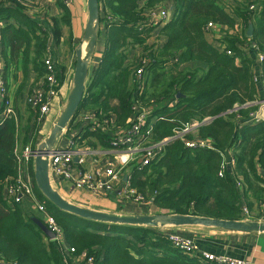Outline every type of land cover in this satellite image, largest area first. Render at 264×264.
I'll list each match as a JSON object with an SVG mask.
<instances>
[{"label":"trees","instance_id":"1","mask_svg":"<svg viewBox=\"0 0 264 264\" xmlns=\"http://www.w3.org/2000/svg\"><path fill=\"white\" fill-rule=\"evenodd\" d=\"M34 1L0 0L3 55L7 59L10 48L13 62L22 54L18 62L23 66L24 85L30 64L37 78L45 76L48 39L51 34L58 38L59 25L69 26L71 20L62 0L60 18L45 15L37 20L30 7ZM100 4L105 47L90 71L81 106V112L93 120L77 121L74 126L82 132L80 143L108 150L116 133L129 126L137 103L152 108V116L158 118L153 133L157 142L200 120L198 135L210 140L216 151L190 150L180 140L169 141L146 168H127L131 187L163 214L243 220V205L249 210L256 206L251 199L259 207L264 204V122L251 123L264 99V59L259 85L255 61L246 53L253 46L264 58V0H232L228 5L233 18L220 0H100ZM167 6H173L170 20L164 25L153 23L152 13ZM252 6L257 9L251 10ZM209 24L233 31L220 41L222 48L208 42ZM249 26H253L251 37L247 36ZM145 60V86L140 92L135 77ZM10 67L6 62V68ZM27 108L30 116L21 149L35 148L39 129L37 112ZM21 134L19 119H8L0 126L1 264H65L33 216L5 198L6 186L18 175L15 149ZM229 150L234 151L236 167L232 174L220 177V152ZM239 179L243 192L237 187ZM34 188L75 256L86 253L94 264H203L174 249L159 229L84 220L50 204L35 179Z\"/></svg>","mask_w":264,"mask_h":264},{"label":"built area","instance_id":"2","mask_svg":"<svg viewBox=\"0 0 264 264\" xmlns=\"http://www.w3.org/2000/svg\"><path fill=\"white\" fill-rule=\"evenodd\" d=\"M63 1L67 5L71 3V0ZM250 9L256 10L257 7L252 6ZM170 10L172 9L163 8L158 15L155 14L156 12L152 13L151 21L161 23L160 25L166 24L170 20ZM217 26L209 24L208 32ZM218 47L222 48L223 46L218 45ZM259 59L262 63L264 58L259 54ZM147 64L148 61L145 60L143 66L136 73V83L140 92L145 86L144 68ZM44 67L45 76L31 87L26 96V105L37 112L38 128L50 114L54 101L60 100L61 74L51 55H46ZM4 73L3 60L0 57V126L8 119L18 120V113L10 96ZM133 111L134 116L129 126L116 133L108 150H94L80 143L83 135L79 129L74 128L75 123L77 121L86 123L93 120L89 113L81 112L71 127L64 131L62 136L65 139L64 144L62 145L61 139L59 146L48 154L47 160L51 180L61 178L69 182L74 189L87 191L94 196L105 197L115 193L119 202L151 205V203L145 202V199L131 187V174L130 171L126 170L129 166L132 165L138 169L146 168L162 154L165 145L174 140L182 141L185 147L190 150L216 151L210 140L202 139L198 135V130L203 124L200 120L194 119L184 124L183 128L175 131L172 137L157 142L154 140L153 133L158 118L152 116V108H143L137 103L133 106ZM256 119L257 116L253 115L251 123L257 124ZM71 130L74 131L69 134ZM37 147L28 146L25 149H21L19 145L16 147L15 158L18 164V175L14 181L6 186L5 198L13 205H23L24 202H30L33 205L35 212L41 215L40 219L43 223L51 233L55 234V239L51 242L65 258V264H94L92 258L87 259L86 253L75 256V249L65 241L63 229L46 211L35 191L33 177ZM108 155H112L111 158H107ZM220 155L223 162L219 176L224 177L227 173L232 174L236 167L234 151L220 152ZM88 159L94 161L106 159L104 172L86 170L85 166ZM124 175L127 176V181H124ZM237 187L243 192L241 179L237 181ZM242 212L243 221H252V214L247 205H243ZM167 239L174 249L190 257L198 258L203 264H257L246 259L228 258L201 252L194 242L174 234H167Z\"/></svg>","mask_w":264,"mask_h":264},{"label":"crops","instance_id":"3","mask_svg":"<svg viewBox=\"0 0 264 264\" xmlns=\"http://www.w3.org/2000/svg\"><path fill=\"white\" fill-rule=\"evenodd\" d=\"M61 0H35L32 4L31 12L36 16L37 20L40 17L47 15L49 18H60L62 11L59 7ZM63 1V0H62ZM148 0H143L145 3ZM230 1V0H229ZM232 0L228 3H231ZM172 9L173 6H167ZM71 12L70 25L60 24V35L55 37V34H51L48 39L47 54L53 57L56 66L61 74V89L60 100H55L50 114L45 118L41 126L39 127L35 136V147L44 143L49 137L60 113L62 112L66 100L73 86V72L76 61V49L82 43L85 35V27L88 19L87 0H71L68 5ZM165 8V7H164ZM158 9L156 15L162 10ZM171 11V10H170ZM233 18L234 15L230 11H227ZM171 18V12L169 14ZM240 22L237 20V26ZM4 27V23L0 21V57L3 60L4 74L7 86L9 88L10 96L13 99L15 109L18 113V119L20 123L24 122L21 127V137H25L26 127L29 122V112L26 105V96L30 92L31 87L38 83L42 78H37L33 64H30L28 69V78L23 83V66L21 62H18L22 57V54L13 58V62L10 59L11 49H7V59L4 58L3 52L5 48L1 43V29ZM102 34L99 35L95 55L92 65H90V71L99 63L102 53L105 47V36L103 35V25L101 26ZM230 35L232 30H228L227 27L217 26L212 29L208 35V42L213 46L221 44V40L224 39L226 33ZM155 38L151 39L154 41ZM247 55L255 61V78L258 83H263L261 75V62L259 59V53L253 48L249 47L246 51ZM6 62L11 64L9 69L6 68ZM91 73V72H90ZM14 75H17L15 78ZM90 76V74H89ZM264 94V93H263ZM260 108L257 112V116L261 119L257 121V124L264 122V99L260 100ZM23 105V106H22ZM20 109V110H19ZM23 109V110H21ZM25 109V110H24ZM18 121V120H17ZM47 123H50L49 125ZM62 139V145L65 139ZM60 139V140H61ZM22 145V144H21ZM20 145V146H21ZM107 160L94 161L88 159L85 169L88 171L101 170L104 172V168ZM127 170V169H126ZM125 173H127L125 171ZM126 175L123 177L125 178ZM53 188L58 191L63 198L67 201L78 205L83 208L92 209L104 213H114L121 215H161L163 214L153 204H133L126 202H119L116 199L115 193L108 194L105 197H98L90 194L87 191H79L67 181L61 178H54L51 180ZM252 203H255L251 209L256 208L257 213L252 214V221L264 222V204L259 207L254 199H251ZM23 213L33 217L41 218V215L35 212L33 205L30 202H24L21 205ZM165 234H174L184 239L194 242L201 252L211 253L216 256H225L228 258L246 259L253 263L264 264V233H252L243 234L236 232H229L218 228H206L201 226H185V227H158Z\"/></svg>","mask_w":264,"mask_h":264},{"label":"water","instance_id":"4","mask_svg":"<svg viewBox=\"0 0 264 264\" xmlns=\"http://www.w3.org/2000/svg\"><path fill=\"white\" fill-rule=\"evenodd\" d=\"M87 11L88 19L84 39L75 52L76 61L72 89L49 137L37 147V156L34 161V179L42 196L62 212L96 223L153 229L169 226H201L243 234L264 233V222L259 221H228L193 215L161 214L130 216L104 213L75 205L63 198L53 188L47 157L50 152L59 146L64 131L71 127L82 111L81 106L89 84L90 65L95 54L99 32L101 30L102 9L100 0H87ZM252 34L253 26H249L247 36L251 37ZM261 174L264 177V171H261ZM124 181H127V176ZM32 221L49 241L55 239V234L51 233L39 217H32Z\"/></svg>","mask_w":264,"mask_h":264},{"label":"rangeland","instance_id":"5","mask_svg":"<svg viewBox=\"0 0 264 264\" xmlns=\"http://www.w3.org/2000/svg\"><path fill=\"white\" fill-rule=\"evenodd\" d=\"M231 1V0H230ZM229 0H220V5L222 6V7H224L227 11H230L231 12V8L232 7H230L228 4V2H230ZM101 31V30H100ZM99 35H100V32H99ZM95 55V54H94ZM250 57H252V55H250ZM93 60H95L94 58H93ZM93 60H92V63H93ZM92 63H91V65H92ZM259 85H260V83H259ZM259 103H260V101H259ZM258 103V104H259ZM260 105V104H259ZM23 106V105H22ZM20 110V109H19ZM21 110H23V109H21ZM25 110V109H24ZM255 116H257V114L255 115ZM259 120H261L258 116H257V119H256V121H259ZM22 124H24V122L22 123H20V126L21 127H23V125ZM48 125L50 124V123H47ZM21 142H22V137L21 138H19V146L21 145ZM111 156L112 155H108L107 156V158H111ZM128 171V170H127ZM250 212H251V214H254V213H257V209L256 208H254V209H251L250 208Z\"/></svg>","mask_w":264,"mask_h":264}]
</instances>
